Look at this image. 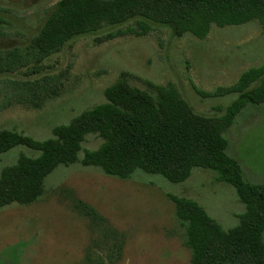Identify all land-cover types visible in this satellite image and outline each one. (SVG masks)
Listing matches in <instances>:
<instances>
[{"label":"rangeland","instance_id":"obj_1","mask_svg":"<svg viewBox=\"0 0 264 264\" xmlns=\"http://www.w3.org/2000/svg\"><path fill=\"white\" fill-rule=\"evenodd\" d=\"M56 1L0 0V50L24 45ZM134 23L130 19L78 35L48 56L43 70L30 77L62 72L59 92L39 107L12 104L3 109L0 130H14L33 139L48 138L54 126L103 103L104 88L121 72L131 86L154 95L150 83H172L195 113L220 115L236 93L202 97L192 83L212 91L235 83L242 72L264 63V25L257 20L212 25L204 38L188 33L178 37L169 25L152 23L145 35L97 41ZM4 75L24 78L20 71ZM222 135L227 141L226 152L237 160L244 179L264 185V102L247 104ZM101 141L87 134L78 156L83 149L97 148ZM21 154L36 156L38 152L17 145L0 155V171ZM214 177L211 170L193 168L179 183L141 170L119 179L96 166L60 164L45 177L43 192L34 202L0 207V264H88V255L93 258L97 254L105 264H190L183 229L165 193L194 199L228 229L238 223L244 206L232 186ZM78 201L95 209L103 221L85 216L75 207ZM121 242L120 257L109 260L107 255L116 257L115 246Z\"/></svg>","mask_w":264,"mask_h":264},{"label":"trees","instance_id":"obj_2","mask_svg":"<svg viewBox=\"0 0 264 264\" xmlns=\"http://www.w3.org/2000/svg\"><path fill=\"white\" fill-rule=\"evenodd\" d=\"M130 19L133 26L107 33L97 41L145 35L152 23L169 25L178 37L188 33L197 38H204L212 25H240L252 20L264 25V0H57L24 45L0 50V111L12 104L39 107L56 95L63 82L62 72L30 77L43 70V61L78 35ZM18 71L24 78L4 75ZM150 86L155 95L131 86L121 72L104 88L103 103L54 126L52 135L45 139L1 129L0 155L17 145L38 154H21L14 164L1 169L0 207L34 202L43 192L45 177L60 164L96 166L119 179L141 170L171 183L185 181L193 168L208 169L216 181L233 187L244 211L236 225L223 229L194 199L166 192L183 229L190 264H264V185L244 179L237 160L227 154L222 135L247 104L264 102V63L242 72L235 83L212 91L192 83L202 97L236 93L220 115L195 113L172 83ZM87 134L102 141L95 149H83L79 157ZM75 207L97 222L104 219L81 201ZM122 247V242L116 244L117 256L108 254L107 258L118 259ZM88 257V264H105L98 254Z\"/></svg>","mask_w":264,"mask_h":264}]
</instances>
